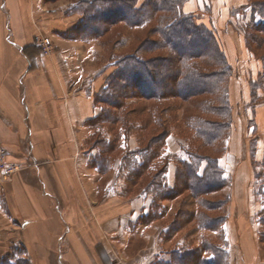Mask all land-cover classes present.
<instances>
[{"label": "rangeland", "instance_id": "1", "mask_svg": "<svg viewBox=\"0 0 264 264\" xmlns=\"http://www.w3.org/2000/svg\"><path fill=\"white\" fill-rule=\"evenodd\" d=\"M66 1L71 3V11L82 14L79 6L84 7V0ZM138 1L143 5L147 0ZM259 1L264 0H192L188 2L187 10L184 7L185 12L195 13L199 22L215 31L219 47L233 69L232 75L224 78L229 91L230 107L226 103L224 107L229 110L228 114L204 110L209 104L216 108L223 105L219 94L207 93L189 100L169 97L155 101L139 98L128 88V97L122 99L123 106L112 108L111 116L116 122L102 124L100 130H97L98 124L91 125L85 146L87 157L99 155L101 144L98 142L106 137L109 142L103 144L110 143L111 148L106 153V170H99L88 160L99 174L100 189L110 184L114 194L123 195L128 200L143 197L146 204L136 222L132 220L128 225L130 238L125 248L129 254L141 250L140 254L151 257L153 264H244L242 250L249 249L256 254L255 262L264 264V128L258 127L256 116V110L264 107V45L254 44L249 36L253 33L246 30L251 19L247 6ZM165 15L163 11L155 13L143 28L118 24L104 36H109L110 42L107 43L110 55L105 53L111 58V65L106 67L109 74L115 70L114 59L135 50L139 42L151 39L163 43L156 27ZM81 25L79 23L74 29L76 34ZM151 46L146 45L141 53L143 58L171 53L168 48L153 50ZM208 56L205 54L192 62L212 71L214 61ZM254 81L260 85L254 88ZM104 108L109 106L104 105ZM197 118L222 124L224 137L229 134L227 145L221 139L211 144L200 137L192 127ZM229 122L232 124L227 128ZM165 130L168 132L165 144L161 139L152 141ZM122 133L127 135L125 140L123 136L120 138ZM151 146H156V153L163 151L162 155L147 161V165L152 162V166H144L138 175L130 174L127 165L134 160L131 153ZM188 150L199 155L220 156L222 167H225L226 184L221 187L208 185L206 190L196 188L190 181L181 184L177 171L185 167L177 158L187 159ZM9 154L8 151L7 161L10 163ZM123 158L128 162L122 163ZM164 160L168 166L166 175L163 174ZM18 165L19 170L24 167L21 163ZM19 170L7 179L0 176V180L8 181ZM156 204L158 210H154ZM3 236L0 235V253L6 252L8 246L12 247V241ZM25 254V247L16 245L11 253L0 257V262L33 264Z\"/></svg>", "mask_w": 264, "mask_h": 264}, {"label": "crops", "instance_id": "2", "mask_svg": "<svg viewBox=\"0 0 264 264\" xmlns=\"http://www.w3.org/2000/svg\"><path fill=\"white\" fill-rule=\"evenodd\" d=\"M69 3L0 0V145L24 165L0 180V235L12 241L0 257L22 245L33 264H153L125 248L144 198L110 184L102 191L88 164L91 121L102 112L95 94L111 58L105 37L69 36L83 19ZM38 33L53 39V54L35 45ZM256 114L264 128V107ZM255 255L243 249L244 264H257Z\"/></svg>", "mask_w": 264, "mask_h": 264}, {"label": "trees", "instance_id": "3", "mask_svg": "<svg viewBox=\"0 0 264 264\" xmlns=\"http://www.w3.org/2000/svg\"><path fill=\"white\" fill-rule=\"evenodd\" d=\"M189 1L147 0L145 4L139 5L138 0H84V7L79 6V11L83 14V19L80 22L82 27H79L77 34L74 30L69 32V36L81 39L102 38L107 34L109 35L114 26L122 23L134 28H143L148 25L155 13L159 11L166 13L165 16L161 17L160 24L156 27L163 39L162 44L157 40L148 39L144 42H139L136 49L132 52L121 58L114 59L113 68L115 70L109 74L110 76L108 75L109 77L104 87L95 94L96 103L102 105L101 114L91 121L93 126L98 124L97 130L102 128V124L116 122V118L111 116L112 108L119 109L123 106L124 102H122V99L128 97L126 93L128 88L132 89L139 98L155 101L169 97L189 100L202 94L208 93L213 96L219 94L220 99L223 100L221 101L223 105L216 108L209 104L208 109L205 107L204 110L216 114H223L224 112L228 114L229 110L227 108L224 109V107L226 104L227 107H230L228 105L229 91L225 87L224 78L231 76L233 69L228 63L225 53L219 47L215 31L204 23L199 22L195 13L184 11L186 3ZM247 7L251 13V19L246 25V30L253 33L249 36L253 39L254 44L263 46L264 36L263 38L258 37L254 33L264 34V1L255 2ZM108 37H105L104 43L106 45L107 43L110 44ZM146 45L148 48L152 45L151 49L153 50L168 48L171 53L168 56L143 58L141 53ZM205 54L206 56L209 55V59L214 61L211 65L214 68L212 71L202 69L198 63L192 62L193 59L202 58ZM262 60H264V56ZM178 63H180L179 66ZM252 85L255 88L260 83L254 81ZM104 105H108L109 108H104ZM232 120L233 118L229 121L232 122ZM230 122L227 128H230L232 124ZM192 127L196 129L197 134L206 142L212 144L221 139L224 145H227L229 134L224 137V126L222 124L211 123L203 118H197L192 123ZM167 135L168 132L166 130L162 131L156 137L154 136L155 138H152V141L153 139H161V142L165 144ZM122 136L123 139L124 136L126 139L127 135L122 133L120 138ZM108 139L106 137L104 141L98 142V145L101 144L98 156L88 157V160L99 170L108 168L106 153L111 148L110 143L104 145L109 142ZM155 147L151 146L131 153L134 156V160H130L129 165H127L130 168V174L134 172L138 175L140 170L147 165V161L152 158L157 159L158 156L162 155L163 151L156 153ZM186 153L188 155L187 159L177 158L185 167L184 170L177 171L181 184L186 185L190 181V183H194L193 186L195 185L196 188L202 190H206L208 185L211 187L214 184L221 187L226 184V176L224 168L220 164V156L199 155L191 150ZM153 154L154 156H152ZM166 160H164L162 165L164 168V171L162 170L164 173H162L164 175L167 174L168 169ZM121 162L127 163L128 160L123 158ZM151 163H148L146 167H151ZM203 164L204 166H202ZM159 184L160 182H158ZM166 187L167 185L164 186V188ZM172 191L174 192V190ZM158 209L156 204L154 210ZM220 254L224 253L220 251ZM217 256H219V253ZM177 257L179 258V256ZM180 258L184 260L183 256ZM5 261L0 263L9 264L8 262H10L8 260Z\"/></svg>", "mask_w": 264, "mask_h": 264}, {"label": "built area", "instance_id": "4", "mask_svg": "<svg viewBox=\"0 0 264 264\" xmlns=\"http://www.w3.org/2000/svg\"><path fill=\"white\" fill-rule=\"evenodd\" d=\"M34 43L38 46L44 55L53 54L55 45L53 39L43 33H38L34 37ZM8 151L5 147L0 146V176L7 179L15 171L21 167L18 164H11L7 161Z\"/></svg>", "mask_w": 264, "mask_h": 264}]
</instances>
